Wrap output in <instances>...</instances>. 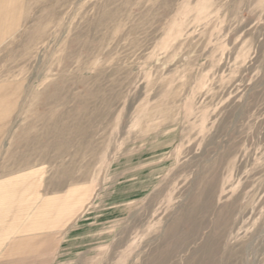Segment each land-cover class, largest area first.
<instances>
[{
	"label": "rangeland",
	"instance_id": "1",
	"mask_svg": "<svg viewBox=\"0 0 264 264\" xmlns=\"http://www.w3.org/2000/svg\"><path fill=\"white\" fill-rule=\"evenodd\" d=\"M0 264H264V0H0Z\"/></svg>",
	"mask_w": 264,
	"mask_h": 264
}]
</instances>
